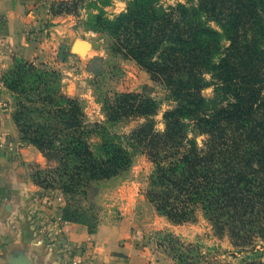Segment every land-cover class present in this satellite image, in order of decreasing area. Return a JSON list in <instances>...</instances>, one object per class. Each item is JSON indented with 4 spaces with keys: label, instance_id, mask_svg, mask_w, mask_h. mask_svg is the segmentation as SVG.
I'll return each mask as SVG.
<instances>
[{
    "label": "trees",
    "instance_id": "trees-1",
    "mask_svg": "<svg viewBox=\"0 0 264 264\" xmlns=\"http://www.w3.org/2000/svg\"><path fill=\"white\" fill-rule=\"evenodd\" d=\"M86 2L96 13L83 24L105 34L111 52L164 87L175 106L164 112L158 131V103L147 87L142 94H115L105 103L108 125L143 118L123 142L106 123L86 122L79 103L63 92L57 70L14 59L0 81L13 100L19 140L46 161L33 169V184L43 196L60 191L67 199L62 221L94 234L98 220L85 206L94 209L99 183L126 172L140 152L153 165L144 197L155 212L174 226L195 223L201 212L213 235L227 238L232 248L170 233L161 242L176 264H264V0H176L167 6L123 0L124 10L113 17L104 8L114 0H67L53 3L51 12L78 16ZM67 51L61 46L58 60L64 62ZM101 68L92 72L98 76ZM208 87L213 96L207 99L202 91ZM198 137H204L201 145Z\"/></svg>",
    "mask_w": 264,
    "mask_h": 264
},
{
    "label": "rangeland",
    "instance_id": "rangeland-1",
    "mask_svg": "<svg viewBox=\"0 0 264 264\" xmlns=\"http://www.w3.org/2000/svg\"><path fill=\"white\" fill-rule=\"evenodd\" d=\"M59 1L67 0H0L1 7L6 11L0 12V36L7 33L8 22L12 20V15L19 14L25 23L24 33L28 34L29 39L38 45L35 48L38 57L34 59L61 74L63 92L79 103L88 124L106 123L105 103L115 94H142L144 88L147 87L145 90L147 95L158 103L154 116L155 128L162 131L164 112L175 106L168 91L152 82L149 75L133 61L112 53L109 49L110 40L105 34L89 30L83 24L89 13H96L88 6V2L81 8L78 16L66 14L55 16L51 12V7L53 3ZM179 1L184 2V0ZM163 3L166 6L173 5L176 0H163ZM124 8L123 0H114L104 10L109 17H113ZM209 25L223 35L218 25L213 22ZM77 40L84 41L86 49L72 51V46ZM222 44H227V42L222 41ZM61 46L68 48V56L64 62L58 60ZM16 58L23 59L14 57ZM96 58H101L102 62H93L92 60ZM100 67H102L101 74L96 76L92 71ZM205 78L209 80V76ZM202 95L207 99L211 98L213 87L204 89ZM10 101L13 110L12 98ZM141 122H143L142 117H134L124 119L112 126L107 123L106 125L112 134L118 135L124 142L125 136ZM203 138H197L199 145ZM5 144L9 146L12 143L6 142ZM0 151L13 153L7 149H0ZM35 166H30L31 173ZM152 169L153 165L147 158L142 153L136 152L126 172L99 183L98 195L91 200L94 209L89 210L86 204H82L86 205V215L88 217L95 215L98 226L123 225L127 230V236L121 242L131 245L132 255L148 257L150 264H176L161 242L170 233L180 236L186 242L199 241L205 247L218 246L223 250H231L227 238L218 239L213 235L211 227L201 212L198 213L195 223L181 226L171 225L165 217L155 212L144 197V190ZM27 193L28 201L33 198V203L30 201L31 206L27 208V213H30L24 217L21 225L24 227L20 230V235L24 231L26 234L23 233L22 240L15 243L13 240H17L16 233L19 231L17 227H12L13 223H10L9 232L12 239L8 244L0 245V255H13L15 258L21 256L33 263L28 255L98 254L95 241L91 238L76 247L71 248L67 245L65 228L69 224L62 221V209L67 199L60 191L55 195L45 196L38 192L32 198L29 192ZM76 225L84 227L85 231L90 234L87 226L77 223ZM36 240H40L42 246L36 248L34 244ZM38 248L42 251H37ZM113 255L121 254L114 253ZM122 259L123 262H128L127 257Z\"/></svg>",
    "mask_w": 264,
    "mask_h": 264
},
{
    "label": "crops",
    "instance_id": "crops-1",
    "mask_svg": "<svg viewBox=\"0 0 264 264\" xmlns=\"http://www.w3.org/2000/svg\"><path fill=\"white\" fill-rule=\"evenodd\" d=\"M2 11L5 10L0 5V12ZM24 27L23 18L19 14L12 15L7 33L0 36V79L13 64L14 57L27 60L38 57L35 50L38 45L24 33ZM8 93L0 81V142H9L17 146L13 153L0 151V245L11 241L9 226L12 223V227H17L19 231L16 233L17 240H13L15 243L22 240L23 233L26 234L24 231L20 235V230L24 227L21 225L24 217L30 213H27V208L31 206L33 195L39 192V188L31 181L30 166L46 165L45 159L36 148L19 140L17 127L11 117V95ZM27 192L32 198L29 201ZM68 224L69 226L65 228L67 245L71 248L76 247L91 238L95 241L98 254L28 255L33 264H150L148 257L132 255L131 245L121 242L127 236V230L123 225H99L94 234H88L84 227ZM40 243V240L34 241L36 248L42 246ZM40 250L42 251L38 248L37 251ZM114 253L121 255H113ZM123 257L128 258L127 263L123 262ZM0 264H15V257L0 255Z\"/></svg>",
    "mask_w": 264,
    "mask_h": 264
},
{
    "label": "water",
    "instance_id": "water-1",
    "mask_svg": "<svg viewBox=\"0 0 264 264\" xmlns=\"http://www.w3.org/2000/svg\"><path fill=\"white\" fill-rule=\"evenodd\" d=\"M77 41H78V40H77ZM77 41H75V43H76ZM82 42L85 43L84 41H82ZM75 43H74L73 46H72V51H75V50H74V49H75V46H74ZM85 49H86V43H85ZM15 262H16V264H33V263L29 262L26 258L21 257V256L15 258Z\"/></svg>",
    "mask_w": 264,
    "mask_h": 264
},
{
    "label": "built area",
    "instance_id": "built-area-1",
    "mask_svg": "<svg viewBox=\"0 0 264 264\" xmlns=\"http://www.w3.org/2000/svg\"><path fill=\"white\" fill-rule=\"evenodd\" d=\"M0 149H7V150H10V151H16L17 150V146L16 145H13V144H10L9 146H7L5 143H0ZM64 223H67L65 221H63ZM75 264V263H73Z\"/></svg>",
    "mask_w": 264,
    "mask_h": 264
},
{
    "label": "bare ground",
    "instance_id": "bare-ground-1",
    "mask_svg": "<svg viewBox=\"0 0 264 264\" xmlns=\"http://www.w3.org/2000/svg\"><path fill=\"white\" fill-rule=\"evenodd\" d=\"M74 46H75V49L74 50H78V49L82 50V49H85V43L80 42V41H77Z\"/></svg>",
    "mask_w": 264,
    "mask_h": 264
}]
</instances>
